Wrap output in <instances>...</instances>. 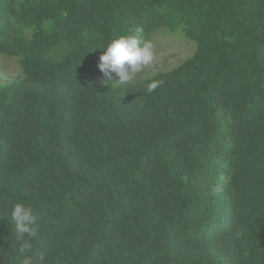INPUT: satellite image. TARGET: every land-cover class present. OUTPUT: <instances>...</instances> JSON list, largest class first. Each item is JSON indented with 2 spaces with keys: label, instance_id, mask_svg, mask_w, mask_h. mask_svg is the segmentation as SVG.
Segmentation results:
<instances>
[{
  "label": "trees",
  "instance_id": "16d2710c",
  "mask_svg": "<svg viewBox=\"0 0 264 264\" xmlns=\"http://www.w3.org/2000/svg\"><path fill=\"white\" fill-rule=\"evenodd\" d=\"M160 29L194 45L182 64L127 84L100 71L112 38ZM0 58L20 71L0 69L10 206L34 207L43 264H264V0H0ZM168 201L177 227L156 243L107 226ZM10 213L0 264L23 255Z\"/></svg>",
  "mask_w": 264,
  "mask_h": 264
},
{
  "label": "clouds",
  "instance_id": "9594fccd",
  "mask_svg": "<svg viewBox=\"0 0 264 264\" xmlns=\"http://www.w3.org/2000/svg\"><path fill=\"white\" fill-rule=\"evenodd\" d=\"M153 47L151 40L141 41L132 35H119L112 38L106 46H102L104 52L100 56L98 67L106 77L110 78L115 73L114 75L120 78L119 84L131 83L135 75L153 61ZM157 86L158 83L153 81L147 85L146 90L151 93ZM13 179L18 180L17 187L10 181ZM18 187L19 178L15 162L11 157L0 156V211L11 208L14 243L18 244V250L23 254L20 264H43L44 254L32 243L40 229L34 207L19 202L10 206L17 196ZM175 212H178L175 203L168 201L167 206L155 208L152 215L143 221L136 216L129 217L126 210L121 209L112 214L107 226L122 231L124 238L121 245L148 246L156 243L159 232L167 230L169 225L175 224L177 227ZM64 222L75 223L70 218H65ZM183 239L187 243L184 237ZM249 260L251 262L254 259Z\"/></svg>",
  "mask_w": 264,
  "mask_h": 264
},
{
  "label": "rangeland",
  "instance_id": "374dc122",
  "mask_svg": "<svg viewBox=\"0 0 264 264\" xmlns=\"http://www.w3.org/2000/svg\"><path fill=\"white\" fill-rule=\"evenodd\" d=\"M153 61L144 66L140 72H138L135 77H142L151 69L157 68L161 61L166 60V63L171 66H178L182 64L186 58L190 57L191 53L195 50L192 43L188 41H179L176 35L169 32L162 31L161 29L153 34ZM190 43V44H189ZM0 69L4 71L3 76H16L19 74V69L13 60H4L0 58ZM114 77H118L114 75Z\"/></svg>",
  "mask_w": 264,
  "mask_h": 264
}]
</instances>
